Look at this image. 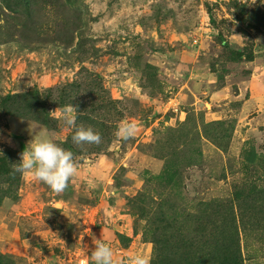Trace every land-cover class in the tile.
Here are the masks:
<instances>
[{
    "label": "rangeland",
    "instance_id": "374dc122",
    "mask_svg": "<svg viewBox=\"0 0 264 264\" xmlns=\"http://www.w3.org/2000/svg\"><path fill=\"white\" fill-rule=\"evenodd\" d=\"M42 129L80 162L59 194L11 174ZM101 238L120 264H264V0H0V264H91Z\"/></svg>",
    "mask_w": 264,
    "mask_h": 264
},
{
    "label": "clouds",
    "instance_id": "9594fccd",
    "mask_svg": "<svg viewBox=\"0 0 264 264\" xmlns=\"http://www.w3.org/2000/svg\"><path fill=\"white\" fill-rule=\"evenodd\" d=\"M62 111V119L66 126L75 128L72 141L76 145L96 144L102 142V136L92 127H77V108L66 105L50 112L56 114ZM31 127V126H30ZM32 130V129H31ZM139 126L134 121H122L115 132L118 139L128 140L134 138ZM16 173L23 177H31L34 181L47 184L57 194L64 192L80 174V162L74 153L57 143L46 129L34 134L28 141L25 150L20 154L18 164H13L12 175ZM91 251V264H120L116 253L110 244L99 239ZM127 264H150L147 254H135L127 258Z\"/></svg>",
    "mask_w": 264,
    "mask_h": 264
}]
</instances>
